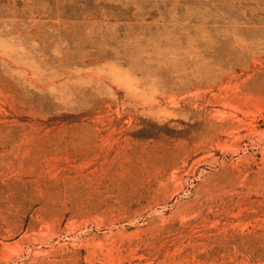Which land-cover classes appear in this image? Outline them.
Here are the masks:
<instances>
[{
  "label": "rangeland",
  "instance_id": "rangeland-1",
  "mask_svg": "<svg viewBox=\"0 0 264 264\" xmlns=\"http://www.w3.org/2000/svg\"><path fill=\"white\" fill-rule=\"evenodd\" d=\"M0 264H264V0H0Z\"/></svg>",
  "mask_w": 264,
  "mask_h": 264
}]
</instances>
